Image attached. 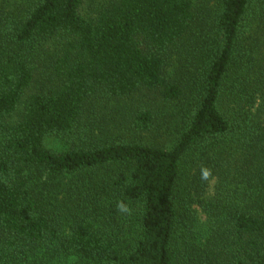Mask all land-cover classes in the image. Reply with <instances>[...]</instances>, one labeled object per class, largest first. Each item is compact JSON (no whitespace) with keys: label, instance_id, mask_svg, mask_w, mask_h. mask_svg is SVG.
<instances>
[{"label":"trees","instance_id":"1","mask_svg":"<svg viewBox=\"0 0 264 264\" xmlns=\"http://www.w3.org/2000/svg\"><path fill=\"white\" fill-rule=\"evenodd\" d=\"M83 1L0 0V264H264V0Z\"/></svg>","mask_w":264,"mask_h":264},{"label":"rangeland","instance_id":"2","mask_svg":"<svg viewBox=\"0 0 264 264\" xmlns=\"http://www.w3.org/2000/svg\"><path fill=\"white\" fill-rule=\"evenodd\" d=\"M107 0H84L82 7H81V13L83 16L86 17H91L94 16L97 12V10L99 9L100 5L104 4ZM53 46V45H51ZM175 61V60H174ZM175 66H177L176 63H173ZM174 67H171L169 70L173 71ZM37 81V79H36ZM34 82L33 86L31 87V89L27 92V95L32 93L33 91L36 90L37 88V82ZM142 104H147L148 108L151 109L154 114L156 115V117L160 120H165L167 119L169 113L172 112L173 108L172 107H168V106H163L160 102L158 97L155 94H150V95H146L145 98L142 100ZM21 109V107H20ZM111 107L107 108V109H102V111H100V114L98 115L101 119L104 120V124L107 123V126L109 129H111V131H114V133H119L122 134L124 137L129 138V139H139L140 141L147 143V144H153L156 145L158 147H162V148H170L173 144V141L175 139V135H176V131L179 128V122L176 120L174 122H171L168 126V128L164 125L161 124V126L151 132V133H147V134H141V133H131L128 132L124 127L119 128L118 130H116V126L112 125L111 123H108V121L111 119V117L113 116H117V115H123V113H116V111H114L113 113H111L110 111ZM17 114H14L11 118L8 119L9 122H12L14 120L17 119ZM120 119V117H119ZM121 120V119H120ZM122 125L123 122H122ZM116 130V131H115ZM46 147L48 149H52L55 151H60L62 149L65 148V144L62 140L57 139V138H50L46 141ZM186 177L188 176V178L186 180H184V182L186 181V183L182 186L185 188H188V184H190L191 180H190V174L188 173L189 170L186 167L185 169ZM215 192V181L211 180V182L209 183V187L206 190V192L204 193L205 198H211L214 195ZM196 212H197V220L199 223V226H203L206 224L207 222V218L206 216L200 211L199 208H197L196 206L192 207Z\"/></svg>","mask_w":264,"mask_h":264},{"label":"clouds","instance_id":"3","mask_svg":"<svg viewBox=\"0 0 264 264\" xmlns=\"http://www.w3.org/2000/svg\"><path fill=\"white\" fill-rule=\"evenodd\" d=\"M205 175H207V173H205Z\"/></svg>","mask_w":264,"mask_h":264}]
</instances>
